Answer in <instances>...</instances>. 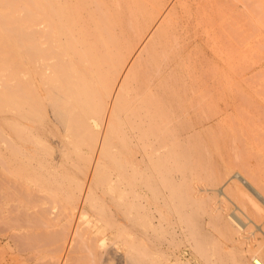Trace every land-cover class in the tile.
<instances>
[{
  "label": "rangeland",
  "instance_id": "1",
  "mask_svg": "<svg viewBox=\"0 0 264 264\" xmlns=\"http://www.w3.org/2000/svg\"><path fill=\"white\" fill-rule=\"evenodd\" d=\"M157 4L0 0V264H264V0Z\"/></svg>",
  "mask_w": 264,
  "mask_h": 264
},
{
  "label": "bare ground",
  "instance_id": "2",
  "mask_svg": "<svg viewBox=\"0 0 264 264\" xmlns=\"http://www.w3.org/2000/svg\"><path fill=\"white\" fill-rule=\"evenodd\" d=\"M157 3H158V0H111V23L110 24H113V27H116L117 26L116 24H118V25L119 24H121V25L124 24V26H122V27H124L126 29H128V28L130 29L131 28V30L133 29V30L139 31V34L136 35V37L139 36L137 38L138 39L140 38V40H137L136 38H135L136 40L135 39L132 40V38L131 39L128 38L131 41V43H133L132 41H135L138 44V41L140 42L144 38V36L147 34L148 38L146 37L147 39H144V41L146 40V42L143 43V44L146 45V48H148L153 43L154 39L157 41V40L161 39L164 35L166 36L165 37L166 39L164 37L162 39H164V41L167 42L168 36L165 34L166 33V28H165V26H164V28L162 27L163 26L162 25L163 22H159V18L160 19H162V18L158 17V14H160L159 12H161V10L159 11ZM65 8L69 9L67 7H65ZM60 9L62 10V7ZM123 13L126 16L125 17L126 20L124 18V21H122L123 20L122 17H124V16H122V15H124ZM164 19H163V21H165ZM100 20H103V19H100ZM123 22H125V23H123ZM159 23H162V24H159ZM164 24L166 25V23H164ZM121 25H119V27H117V28L119 29L121 27ZM161 27L163 28V31L165 30V33L163 31H162L163 34L159 33L160 36H162L160 38V36L158 37L157 33L161 32V30H160ZM121 28H120V30L123 29V28L122 29ZM151 30H153L152 32H155L154 30H156V32L157 31L158 32L157 33L155 32L154 35L152 33H151L152 35L151 34L148 35L149 31H151ZM128 35H132L131 32H130V34L128 33L127 36ZM116 36H118V35H116ZM116 36L113 37L112 34L110 35V38H109L110 42H108V48L110 49V52H112V54L114 55V57L118 61V59L119 60L122 59L120 54L122 53V56H123L124 55V51H127L126 49L128 48V46H130V48H131V45H130L131 43L127 42V44H129V45H126L124 41H127L126 40L127 37H125L126 38L125 39L124 37H121V36H120V40L122 41V43H120V40L118 39V37L116 38ZM155 37H157L159 39H156ZM115 39H118L119 43H118V41L116 42ZM160 41H159V43H160ZM162 43H164L163 40H162ZM121 44H123V47L121 46ZM120 46L122 48H120ZM124 46L126 48H124ZM119 49L120 50L122 49L123 52L120 51ZM130 51L132 52V49L127 51L128 55H129ZM127 52H126V54H127ZM148 52L151 53L150 50H148ZM151 55L154 58L155 54L152 53ZM120 61H122V60H120ZM164 119L166 121V118H162L161 120H163V121H161V123L164 122ZM232 177L235 178L236 180H238L247 190H249V192L252 195H254L258 200H260V202H262L264 204V197L252 185V183H250L244 176H242L239 172H234ZM223 190L224 189H220V188L217 189L218 195H221L222 193L224 194L225 192ZM246 217H248V216H245L244 218H246ZM227 219L230 220V223L232 222L234 224V227H236V230L239 231V232H240V230L241 231H245L246 227L248 226L247 223H249L248 221H252L251 219H249V217L246 218V219L241 218L235 211H231L227 215ZM233 224L231 226H233ZM253 224L255 225V227L257 229H259V231H261V233H263L262 229L257 224H255V223H253ZM242 237L244 238V236H242ZM243 238H242V240H243ZM102 244H103V242H102ZM251 264H263V262L257 255L256 256L252 255Z\"/></svg>",
  "mask_w": 264,
  "mask_h": 264
}]
</instances>
